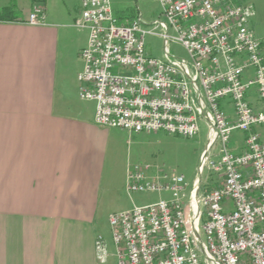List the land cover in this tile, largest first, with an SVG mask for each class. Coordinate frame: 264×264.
Instances as JSON below:
<instances>
[{
	"label": "built area",
	"instance_id": "obj_1",
	"mask_svg": "<svg viewBox=\"0 0 264 264\" xmlns=\"http://www.w3.org/2000/svg\"><path fill=\"white\" fill-rule=\"evenodd\" d=\"M158 1L152 24L142 14L120 23L111 0H82L76 22L89 30L79 94L96 102L98 125L187 138L198 135L200 120L208 126L192 188L183 175L128 169L130 194L170 197L110 216L119 264H264V131L256 130L264 128V37L251 27L254 8L245 0ZM45 22L44 5H35L28 23ZM156 30L164 60L146 52L145 37ZM171 42L188 58L170 53ZM235 131L245 138L231 150ZM205 170L219 175L217 187L202 184ZM96 252L106 261L101 236Z\"/></svg>",
	"mask_w": 264,
	"mask_h": 264
},
{
	"label": "crops",
	"instance_id": "obj_2",
	"mask_svg": "<svg viewBox=\"0 0 264 264\" xmlns=\"http://www.w3.org/2000/svg\"><path fill=\"white\" fill-rule=\"evenodd\" d=\"M245 1L257 36L253 19L264 0ZM69 2L0 0V264H119L110 216L132 209V134L98 125L96 102L80 97L89 37L75 30L82 1ZM37 4L46 22L34 26Z\"/></svg>",
	"mask_w": 264,
	"mask_h": 264
},
{
	"label": "rangeland",
	"instance_id": "obj_3",
	"mask_svg": "<svg viewBox=\"0 0 264 264\" xmlns=\"http://www.w3.org/2000/svg\"><path fill=\"white\" fill-rule=\"evenodd\" d=\"M62 1L63 0H57L58 3ZM64 1H67V3L70 1L69 3H72L73 6L80 7L79 2L81 3L82 0ZM111 3L113 12L120 23L133 21L142 14L144 22L152 24L158 19L161 12L158 0H111ZM22 5L24 4H19L18 1V11L21 9ZM262 17H264L263 13L258 14V16L253 19L254 29L259 36H264V20L261 19ZM148 29H152V26ZM75 30L77 32L79 31L78 34L81 36L80 38L82 40L85 39V36L89 37L88 29H81L78 27L75 28ZM160 33V30H156L151 34H147L145 37V46L147 55L164 60L165 45L164 40L159 36ZM167 49L173 55L188 58L187 51L177 42H171L167 45ZM251 72L249 73L251 74ZM199 126L200 131L198 135L193 138L171 135L165 132L157 134H132L131 137L127 134L129 165L132 167L138 166L140 168H148L150 174L161 171L168 174L183 175L192 188L197 178H200L199 166L201 165L202 156L207 149L209 140L208 126L206 123L200 120ZM256 130L258 132H263L264 128H257ZM244 138L245 133L241 131L233 132L229 144L230 149L232 150L237 145L241 146L244 142ZM218 152L219 145H216L211 152V156H213L212 159L218 160L216 157ZM218 178L220 179L218 174L205 170L202 174V184L206 185L208 188H213L217 184ZM210 184H212V186H210ZM169 197L170 194L164 192H137L132 193L131 197L127 196L126 205L127 209L133 208L134 206H146L156 203L162 198L168 199ZM111 234L110 236L112 237L113 234ZM111 245L115 247L113 242H111Z\"/></svg>",
	"mask_w": 264,
	"mask_h": 264
},
{
	"label": "trees",
	"instance_id": "obj_4",
	"mask_svg": "<svg viewBox=\"0 0 264 264\" xmlns=\"http://www.w3.org/2000/svg\"><path fill=\"white\" fill-rule=\"evenodd\" d=\"M0 13L2 14L3 12H2V11H0ZM129 22H131V21H128L127 23H129ZM124 24H125V23H124ZM214 187H217V185H216V186H214ZM214 187H213V188H214Z\"/></svg>",
	"mask_w": 264,
	"mask_h": 264
},
{
	"label": "water",
	"instance_id": "obj_5",
	"mask_svg": "<svg viewBox=\"0 0 264 264\" xmlns=\"http://www.w3.org/2000/svg\"><path fill=\"white\" fill-rule=\"evenodd\" d=\"M199 180H201V175H200V178H199Z\"/></svg>",
	"mask_w": 264,
	"mask_h": 264
}]
</instances>
